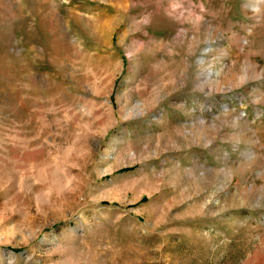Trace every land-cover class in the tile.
I'll return each instance as SVG.
<instances>
[{
	"label": "rangeland",
	"instance_id": "rangeland-1",
	"mask_svg": "<svg viewBox=\"0 0 264 264\" xmlns=\"http://www.w3.org/2000/svg\"><path fill=\"white\" fill-rule=\"evenodd\" d=\"M0 264H264V0H0Z\"/></svg>",
	"mask_w": 264,
	"mask_h": 264
}]
</instances>
